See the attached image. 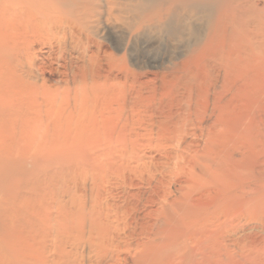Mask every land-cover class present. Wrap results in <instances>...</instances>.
I'll list each match as a JSON object with an SVG mask.
<instances>
[{
	"label": "bare ground",
	"instance_id": "1",
	"mask_svg": "<svg viewBox=\"0 0 264 264\" xmlns=\"http://www.w3.org/2000/svg\"><path fill=\"white\" fill-rule=\"evenodd\" d=\"M44 1L0 0V122H58V141L39 152L79 182L54 213L26 199L11 209L17 264L253 260L252 231H264V0H168L136 26L104 0L65 18L40 11L39 26ZM175 5L208 27L162 60L149 35L177 36ZM109 21L115 39L97 30Z\"/></svg>",
	"mask_w": 264,
	"mask_h": 264
},
{
	"label": "rangeland",
	"instance_id": "2",
	"mask_svg": "<svg viewBox=\"0 0 264 264\" xmlns=\"http://www.w3.org/2000/svg\"><path fill=\"white\" fill-rule=\"evenodd\" d=\"M107 1L109 3H115L116 5L112 6L113 11L122 12L123 20L126 23H131V25L134 23L135 26L139 23V19L142 20L146 16L153 15L157 10L160 12L158 15L165 13L166 4L168 2V0H156L158 1L157 3L162 5L156 6V4L151 5L152 3H145L143 0H140L136 4L138 5V9H135V7H131V2L129 0ZM40 4L44 5V7H40ZM40 4L37 6V10H35V12H37L36 23H38L39 26L44 24V21L41 22L40 20L42 16L39 13L40 11L44 14L50 13L53 18H65L71 12H76L82 8H93L95 12L106 8L104 0H45ZM175 7L179 9L176 11L177 8H174L175 13L174 16H172V22L173 27L180 31L177 33V36L173 38L169 37L167 32L162 29H152L149 35L155 51H158L156 56L160 59L162 58V60L167 59L170 55L179 54L184 51L189 52L190 49L194 48L196 43L203 39L204 32L208 27L205 21L204 23L200 20L203 17L202 14L197 15L181 5H175ZM155 13L157 14V12ZM200 23L203 25L201 28ZM119 26V24L114 25L111 21H109L107 25H96L100 33L105 32V36L102 37H111L113 39L119 35ZM178 26H181L182 29H179ZM190 26H195L198 30L192 33ZM201 29H203V31ZM142 47L145 49L146 45H142L141 48ZM34 48L38 50L39 46L37 45ZM44 51H47L46 47L41 48V54L37 56L39 58L42 55L44 56V54H42ZM113 53L118 57L122 55L120 51H113ZM152 55L151 53L149 56L151 57ZM152 71L155 70L151 69L150 72ZM148 77H151V75ZM54 79L57 80L58 77H52L51 81ZM57 123L58 122H0V243L5 241L11 244V248L7 250L6 247L0 244V264H17L20 262L18 259L19 252H17L14 247L17 240L10 234L18 218L13 220L8 214L11 212V209L19 208V211H23L20 207H22V202L25 199L30 203L28 208L37 205L40 201L41 203L48 204L50 208L56 207V202L58 203L61 199L64 201L68 200L69 191H67V189L71 190V187H73L76 182H79V180L76 179V170L72 165L60 163L61 161L54 160L55 157H51L50 159L47 158V160H50L47 161L44 159L45 156L39 152L41 148H49L58 141L60 136L57 131ZM141 191L144 192L145 189H141ZM116 193L118 194L120 192L117 191ZM51 211L53 213L55 212L53 208H51ZM20 214H22V212H20ZM8 216L13 220L11 224L7 221ZM252 234L253 240L250 245L248 244L249 246H247L246 249L249 251L251 250L249 252L251 253L249 258H253V260L247 262L239 261V264H249L250 262V264H258V262L259 264H264V254L260 256L259 253L261 251L258 254L256 253L260 247L264 246V231L254 229ZM3 235L7 237L10 236L12 241L5 240L2 237ZM256 240L258 241L255 243ZM6 258L9 260V263Z\"/></svg>",
	"mask_w": 264,
	"mask_h": 264
}]
</instances>
